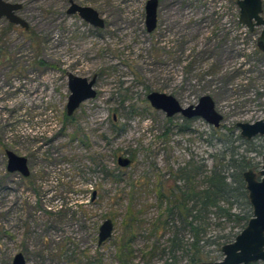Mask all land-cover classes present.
<instances>
[{"label": "rangeland", "instance_id": "rangeland-1", "mask_svg": "<svg viewBox=\"0 0 264 264\" xmlns=\"http://www.w3.org/2000/svg\"><path fill=\"white\" fill-rule=\"evenodd\" d=\"M9 1L23 4L30 28L0 19V264L19 252L27 264H122L118 245L133 234L128 264H163L151 248L165 242L154 228L170 171L189 157L209 166L225 146L261 169L264 136L238 140L235 126L264 119L260 27L238 22L236 0H159L152 32L146 0H74L96 8L104 28L69 15L70 0ZM68 72L97 76V95L67 119ZM150 91L183 106L209 94L223 120L213 128L168 118L150 106ZM8 149L28 158V177L7 170ZM108 218L113 234L99 244Z\"/></svg>", "mask_w": 264, "mask_h": 264}, {"label": "trees", "instance_id": "trees-1", "mask_svg": "<svg viewBox=\"0 0 264 264\" xmlns=\"http://www.w3.org/2000/svg\"><path fill=\"white\" fill-rule=\"evenodd\" d=\"M256 51L264 54L258 48ZM66 118H69L68 114ZM184 121L188 123L190 120L184 118ZM177 131L184 133L189 131V127L179 126ZM227 135L231 136L233 132L229 130ZM237 139L243 138L238 135ZM210 157L212 162L209 166L204 159L189 157L170 171L172 182L160 187L161 198L168 202L158 215L154 230L166 237L163 245L157 244L151 249L153 253L157 251L167 256L163 264H178L182 260L185 264H194L211 260L213 255L219 254L223 244L234 239L251 217L243 173L253 170L254 165L246 155L237 153L234 146H225L211 153ZM214 231L217 234L210 233ZM134 237L135 234L123 238L118 245L117 257L122 264H128L134 255ZM74 252L72 250L68 257ZM100 262L97 258L85 264H102Z\"/></svg>", "mask_w": 264, "mask_h": 264}, {"label": "water", "instance_id": "water-1", "mask_svg": "<svg viewBox=\"0 0 264 264\" xmlns=\"http://www.w3.org/2000/svg\"><path fill=\"white\" fill-rule=\"evenodd\" d=\"M239 9L238 22L253 31L260 27L256 44L259 50L264 52V14L263 0H236ZM21 2L0 0V18L5 17L13 24H19L25 28L29 23L17 12L22 9ZM158 0H146L145 3V27L147 32H152L157 25ZM68 14H78L86 22L96 26L104 27L105 21L97 9L92 6L80 5L74 0L70 1L67 10ZM96 77H87L68 72V87L70 94L66 105V112L71 116L80 105L91 98L96 97ZM150 106L161 110L166 117L181 115L185 118H201L214 128L220 126L223 115L217 111L215 101L209 94H203L194 104L183 106L172 94L160 91H150L146 95ZM241 137L250 140L256 136H264V119L254 122H236ZM9 172H19L23 176L30 175L28 158L17 154L13 150L6 151ZM118 162L122 166H129L132 160L120 156ZM261 169L257 172L248 169L243 173L246 197L251 208V217L245 226L235 235L234 239L221 246V258L217 260H204L194 264H251L264 262V155L262 156ZM96 196L94 191L93 198ZM114 230L112 219H106L100 226L98 243L102 244L111 238ZM13 264H27L25 255L22 252L14 256Z\"/></svg>", "mask_w": 264, "mask_h": 264}, {"label": "flooded vegetation", "instance_id": "flooded-vegetation-1", "mask_svg": "<svg viewBox=\"0 0 264 264\" xmlns=\"http://www.w3.org/2000/svg\"><path fill=\"white\" fill-rule=\"evenodd\" d=\"M71 1V0H70ZM70 1H69V6H70ZM76 2V1H75ZM158 2H159V0H158ZM77 3V2H76ZM79 4V3H78ZM80 5H82V4H80ZM69 6H68V8H69ZM85 6V5H84ZM87 6H89V5H87ZM23 8V7H22ZM68 8H67V10H68ZM96 9V8H95ZM21 10V9H20ZM19 10V11H20ZM67 10H66V12H67ZM19 11L17 12L19 15H20V13H19ZM98 11V10H97ZM99 12V11H98ZM68 13V12H67ZM99 14H100V12H99ZM70 15V14H69ZM71 15H77V16H79L78 14H71ZM21 16V15H20ZM100 16H101V14H100ZM22 17V16H21ZM80 17V16H79ZM102 18H103V16H101ZM2 18H5V17H2ZM81 18V17H80ZM1 19V18H0ZM7 19V18H6ZM83 19V18H82ZM104 19V18H103ZM8 20V19H7ZM84 20V19H83ZM9 21V20H8ZM85 21V20H84ZM104 21H105V19H104ZM10 22V21H9ZM86 22V21H85ZM157 22H158V18H157ZM29 23V22H28ZM10 25H12V26H16V25H19V24H13V23H11L10 22ZM92 25V24H91ZM19 26H21V25H19ZM94 26V25H93ZM106 26V21H105V25H104V27ZM157 26V25H156ZM23 27V26H22ZM94 27H96V26H94ZM104 27H96V28H104ZM23 28H25V27H23ZM30 28V24H29V27L28 28H25V29H29ZM156 29V28H155ZM154 29V30H155ZM67 76H68V74H67ZM94 77H96V82H97V76H94ZM94 77H92V78H94ZM88 78V77H87ZM92 78H89V79H92ZM95 85H96V83H95ZM175 116V115H174ZM173 116V117H174ZM183 117V116H182ZM168 118H170V117H168ZM183 118H185V117H183ZM185 119H187V120H190L189 118H185ZM191 119H193V118H191ZM11 173H19V172H11ZM25 177V176H24ZM28 177V176H27ZM26 258V257H25ZM13 260H14V258H13ZM27 260V259H26ZM12 264H13V261H12Z\"/></svg>", "mask_w": 264, "mask_h": 264}]
</instances>
